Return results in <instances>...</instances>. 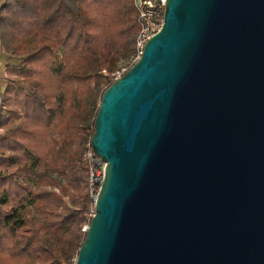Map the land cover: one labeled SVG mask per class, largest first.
<instances>
[{"label":"water","instance_id":"1","mask_svg":"<svg viewBox=\"0 0 264 264\" xmlns=\"http://www.w3.org/2000/svg\"><path fill=\"white\" fill-rule=\"evenodd\" d=\"M91 142L76 264H264V0H166Z\"/></svg>","mask_w":264,"mask_h":264},{"label":"trees","instance_id":"2","mask_svg":"<svg viewBox=\"0 0 264 264\" xmlns=\"http://www.w3.org/2000/svg\"><path fill=\"white\" fill-rule=\"evenodd\" d=\"M139 30L134 0H3L0 49L20 63L5 66L0 103V264L78 257L90 209L83 154Z\"/></svg>","mask_w":264,"mask_h":264},{"label":"built area","instance_id":"3","mask_svg":"<svg viewBox=\"0 0 264 264\" xmlns=\"http://www.w3.org/2000/svg\"><path fill=\"white\" fill-rule=\"evenodd\" d=\"M166 0H134L135 8L138 12V22L140 30L136 39V56L134 59L139 60L143 54L146 43L155 36L163 26V18ZM2 0H0V6ZM133 59V60H134ZM127 70L115 71L111 73L112 81L120 79ZM105 75L109 73L103 71ZM83 163L87 167V194L90 202L89 212L85 214L87 221L82 226V233L86 235L92 218L96 213V202L100 193L107 163L94 150L91 140L86 144L83 154ZM77 258L72 260V264L77 263Z\"/></svg>","mask_w":264,"mask_h":264},{"label":"rangeland","instance_id":"4","mask_svg":"<svg viewBox=\"0 0 264 264\" xmlns=\"http://www.w3.org/2000/svg\"><path fill=\"white\" fill-rule=\"evenodd\" d=\"M3 2V0H2ZM138 61V60H137ZM136 59L133 60L131 64H128L127 62L121 61L119 63V70L118 71H124V70H129L131 65H135L137 63ZM20 61L17 58H10V57H5V55L2 54V51L0 49V103L2 99L3 92L6 88V85L8 84L9 77L6 71V65H17L19 64ZM126 71V72H127Z\"/></svg>","mask_w":264,"mask_h":264}]
</instances>
